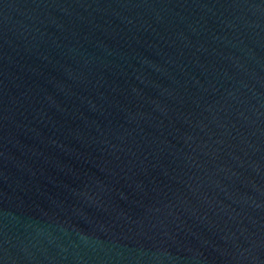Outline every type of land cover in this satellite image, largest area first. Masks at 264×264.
<instances>
[{
    "label": "water",
    "instance_id": "obj_1",
    "mask_svg": "<svg viewBox=\"0 0 264 264\" xmlns=\"http://www.w3.org/2000/svg\"><path fill=\"white\" fill-rule=\"evenodd\" d=\"M0 264H264V0H0Z\"/></svg>",
    "mask_w": 264,
    "mask_h": 264
}]
</instances>
